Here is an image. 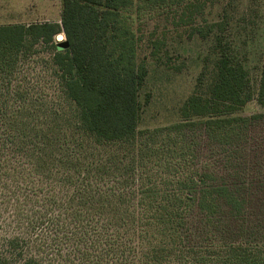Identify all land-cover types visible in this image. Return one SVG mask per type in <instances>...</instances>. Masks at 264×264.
<instances>
[{
	"label": "trees",
	"instance_id": "1",
	"mask_svg": "<svg viewBox=\"0 0 264 264\" xmlns=\"http://www.w3.org/2000/svg\"><path fill=\"white\" fill-rule=\"evenodd\" d=\"M161 1L62 0L60 21L0 25V210L19 226L0 264H264V112L243 114L264 107V52L254 85L230 17L195 26L214 42L179 119L141 128L129 11Z\"/></svg>",
	"mask_w": 264,
	"mask_h": 264
},
{
	"label": "rangeland",
	"instance_id": "2",
	"mask_svg": "<svg viewBox=\"0 0 264 264\" xmlns=\"http://www.w3.org/2000/svg\"><path fill=\"white\" fill-rule=\"evenodd\" d=\"M191 2H200L204 7L194 22L189 23L181 19V14ZM159 3L129 11L134 29L141 37L139 58L145 59L149 66V75L139 96L143 105L141 128L163 126L179 119V109L194 90L214 42L211 37L204 39L193 34V28L220 21L225 14L231 20L225 38L231 42L236 59L249 70L252 83L258 82L264 52V0H185L180 4L167 0ZM61 8L62 0H0V25L60 21ZM56 38L65 40L63 34ZM154 41L163 43L159 59L152 55ZM65 48L66 44L61 49ZM43 55L49 56V53ZM258 112H264V107L256 100L250 101L243 110L246 115ZM6 213L0 210V250L6 249L7 236L19 232L15 222H5L1 217L7 216ZM26 257L20 256L8 264H23Z\"/></svg>",
	"mask_w": 264,
	"mask_h": 264
},
{
	"label": "water",
	"instance_id": "3",
	"mask_svg": "<svg viewBox=\"0 0 264 264\" xmlns=\"http://www.w3.org/2000/svg\"><path fill=\"white\" fill-rule=\"evenodd\" d=\"M64 44H66L67 47H68V42L66 40H64V41H62V42L59 43L60 49L63 47Z\"/></svg>",
	"mask_w": 264,
	"mask_h": 264
}]
</instances>
